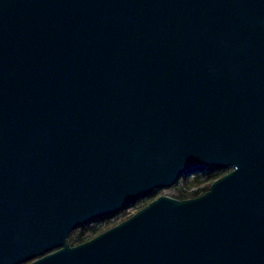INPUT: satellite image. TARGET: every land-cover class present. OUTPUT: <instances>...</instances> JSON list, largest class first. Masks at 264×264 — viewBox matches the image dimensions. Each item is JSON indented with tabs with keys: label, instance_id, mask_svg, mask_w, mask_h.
<instances>
[{
	"label": "water",
	"instance_id": "obj_1",
	"mask_svg": "<svg viewBox=\"0 0 264 264\" xmlns=\"http://www.w3.org/2000/svg\"><path fill=\"white\" fill-rule=\"evenodd\" d=\"M23 263L264 264V0H0V264Z\"/></svg>",
	"mask_w": 264,
	"mask_h": 264
},
{
	"label": "trees",
	"instance_id": "obj_2",
	"mask_svg": "<svg viewBox=\"0 0 264 264\" xmlns=\"http://www.w3.org/2000/svg\"><path fill=\"white\" fill-rule=\"evenodd\" d=\"M230 169L231 168H221L182 175L171 187L165 188V192L167 195L177 199H187L199 196L208 189L212 181L224 175ZM161 190L163 189L153 190L149 195L137 199L133 204L119 210L117 213L104 217L92 224L81 226V228L75 230L71 234L69 242L77 243L85 241L92 235L121 222L129 217L132 214V211H137L148 204L151 200L155 199Z\"/></svg>",
	"mask_w": 264,
	"mask_h": 264
},
{
	"label": "flooded vegetation",
	"instance_id": "obj_3",
	"mask_svg": "<svg viewBox=\"0 0 264 264\" xmlns=\"http://www.w3.org/2000/svg\"><path fill=\"white\" fill-rule=\"evenodd\" d=\"M101 219H102V218H101ZM98 220H100V219H98ZM98 220L92 221L91 223H88V224H85V225L92 224L93 222H96V221H98ZM82 226H84V225H82ZM79 228H81V226L72 229V230L68 233L66 240H67V242H68V244H69L70 246H75V245H78V244H80V243H82V242H85V241H87V240L93 238L94 236H96L97 234L100 233V232H99V233H97V234H94V235H92L89 239H87V240H85V241H82V242H77V243H71V242H69V241H70L69 239H70L71 234H72L75 230H77V229H79ZM108 228H109V227H108ZM106 229H107V228H106ZM106 229H105V230H106ZM103 231H104V230H103ZM101 232H102V231H101ZM23 264H24V263H23Z\"/></svg>",
	"mask_w": 264,
	"mask_h": 264
},
{
	"label": "rangeland",
	"instance_id": "obj_4",
	"mask_svg": "<svg viewBox=\"0 0 264 264\" xmlns=\"http://www.w3.org/2000/svg\"><path fill=\"white\" fill-rule=\"evenodd\" d=\"M159 195H167L166 192H165V189L161 190L159 193H158V196ZM135 211H132L131 213H134Z\"/></svg>",
	"mask_w": 264,
	"mask_h": 264
}]
</instances>
